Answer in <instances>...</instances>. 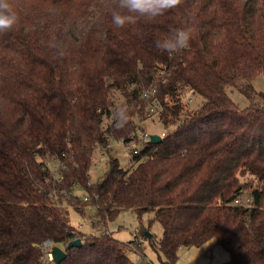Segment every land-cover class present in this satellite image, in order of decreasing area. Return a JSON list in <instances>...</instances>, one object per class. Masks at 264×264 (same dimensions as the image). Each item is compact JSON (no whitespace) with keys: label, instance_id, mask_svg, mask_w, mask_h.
Returning a JSON list of instances; mask_svg holds the SVG:
<instances>
[{"label":"trees","instance_id":"1","mask_svg":"<svg viewBox=\"0 0 264 264\" xmlns=\"http://www.w3.org/2000/svg\"><path fill=\"white\" fill-rule=\"evenodd\" d=\"M10 3L19 23L0 33V264H54L43 257L46 239L65 251L58 264H133L131 244L106 231L123 208L140 221L151 212L150 223L161 224L157 242L142 236L163 264L211 238L228 252L221 264H264V92L253 85L264 79V0H183L151 23L124 28L112 23L114 0ZM177 28L190 29L189 47L158 51L155 41ZM144 87L155 88L157 115L174 127L141 143L129 168L109 156L92 181V154L105 149V133L128 140L135 120L146 118ZM115 90L129 123L102 129L101 116L119 105ZM189 92L202 97L197 108L183 102ZM52 157L58 178L47 166ZM245 193L250 204L233 203ZM64 201L81 215L88 206L103 230L73 226ZM74 238L81 244L68 246Z\"/></svg>","mask_w":264,"mask_h":264},{"label":"rangeland","instance_id":"2","mask_svg":"<svg viewBox=\"0 0 264 264\" xmlns=\"http://www.w3.org/2000/svg\"><path fill=\"white\" fill-rule=\"evenodd\" d=\"M253 85L255 89L264 92V79L262 75H258L254 78ZM228 94L240 105V107L246 106L249 102L242 93L234 88L230 87L228 89ZM113 98L117 105H120L121 102L124 101V97L118 90L113 92ZM187 98H191L190 102L186 101L188 107L191 109L197 108L202 101L201 96L191 94L190 92L186 95V99ZM111 111H113V109ZM135 121L140 129L147 130L151 134L160 135L161 132L168 133L174 127V124H164L160 121L157 114L151 117L146 116L143 120L136 119ZM101 150L103 149L100 148V151ZM100 151L99 148L95 147L92 154V166L89 170L92 181L98 179V177L107 170L109 156L117 158L120 166L124 169L134 165L132 153L118 141L112 142L110 148H105L103 154H101ZM47 166L53 171L54 177L58 178L61 176L59 174L58 160L56 157H52V159L47 161ZM76 189L78 190L77 192ZM76 189L74 192L82 197V195H84L83 190ZM247 194L248 193H245L243 195ZM64 205L68 210L70 223L82 232L96 233L99 230H103L104 227L101 225L93 227L95 224L93 222L95 217H93L92 210L90 211L88 206H85V214L81 215L68 202L64 201ZM152 217L153 213L145 212L140 221L136 213L130 208H123L114 220L108 222L107 228L114 237L126 242H129L128 240L133 241L136 238L139 239V246L130 245L131 250L128 252L133 264H163L161 262L163 261V256H158L150 245L149 239L142 236V233L148 231L152 235V242H157L159 239L162 233V226L158 221H151L150 223L149 220ZM228 259V252L221 247L214 238H211L200 246L181 247L178 251V259L175 264H221Z\"/></svg>","mask_w":264,"mask_h":264},{"label":"clouds","instance_id":"3","mask_svg":"<svg viewBox=\"0 0 264 264\" xmlns=\"http://www.w3.org/2000/svg\"><path fill=\"white\" fill-rule=\"evenodd\" d=\"M183 0H114L111 12L112 23L117 28L139 22L151 23L171 9L179 7ZM19 23V17L14 11L10 0H0V33L12 31ZM191 31L186 28L173 29L171 33L155 41L158 51L172 56L189 47ZM50 48L55 50L57 57L64 55L60 43L53 41ZM117 130L123 129L129 123V111L126 106L118 105L113 109L109 122Z\"/></svg>","mask_w":264,"mask_h":264},{"label":"built area","instance_id":"4","mask_svg":"<svg viewBox=\"0 0 264 264\" xmlns=\"http://www.w3.org/2000/svg\"><path fill=\"white\" fill-rule=\"evenodd\" d=\"M158 76H161V73L158 72ZM138 95L140 98L149 100V104L147 107V116L151 117L154 114H158L163 109L162 101L158 97H156V90L154 87L141 88V89H139ZM164 100L167 101L168 96H165ZM186 101L190 102L191 98H187V99L184 98L183 102L187 103ZM111 117H112V115L108 117L105 113L101 116L102 129H104L107 125H111L109 123L111 120ZM164 134H165V132H161L160 136H162ZM105 135L108 136V142L106 143L105 148H110L112 142L118 141V142L122 143L127 149H129V151L132 154H137L140 150V146L143 145L141 143L149 141L151 133L148 132L147 130L140 129L138 127V128H136L135 132L132 134V137L129 138L128 140H125L124 138L114 139V137L110 133H105ZM96 148H99V151H100L101 147L97 146ZM101 149H103V150H101L100 152H101V154H103L105 152V149L104 148H101ZM61 191L64 193V197L66 198L68 196V193H66L65 190H61ZM82 199L86 200L87 196L82 195ZM251 201H252V195L247 194V195H241V196L236 197L234 199L233 203L234 204L248 205L251 203ZM106 231L109 232L108 230H106ZM128 243L131 244L132 246L133 245L139 246V239L136 238L135 240L129 241ZM52 246H53V243L49 239L44 240L42 243V247L44 250L43 257L45 260H47L49 262L53 261L52 254H51V247Z\"/></svg>","mask_w":264,"mask_h":264},{"label":"water","instance_id":"5","mask_svg":"<svg viewBox=\"0 0 264 264\" xmlns=\"http://www.w3.org/2000/svg\"><path fill=\"white\" fill-rule=\"evenodd\" d=\"M160 139H161V136L159 134H151L149 142L155 143V142H158ZM144 236H146L147 238H150L151 233L148 231H145ZM80 244H81L80 238H74L70 240L67 245L71 246V245H80ZM51 254H52L54 264H58L65 257V251L58 245H53L51 247Z\"/></svg>","mask_w":264,"mask_h":264},{"label":"crops","instance_id":"6","mask_svg":"<svg viewBox=\"0 0 264 264\" xmlns=\"http://www.w3.org/2000/svg\"><path fill=\"white\" fill-rule=\"evenodd\" d=\"M78 190L76 189V192H77ZM93 227H96L95 225L93 226ZM106 230H108V228L106 229ZM109 231V230H108ZM120 231V230H119ZM109 232H111V231H109ZM96 233H98V232H96ZM128 241H131V240H128Z\"/></svg>","mask_w":264,"mask_h":264}]
</instances>
